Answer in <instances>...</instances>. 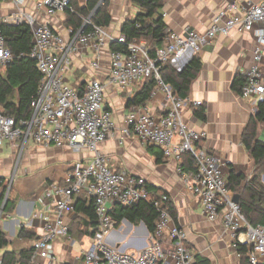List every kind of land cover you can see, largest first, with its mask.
<instances>
[{"label": "built area", "instance_id": "2783aa9c", "mask_svg": "<svg viewBox=\"0 0 264 264\" xmlns=\"http://www.w3.org/2000/svg\"><path fill=\"white\" fill-rule=\"evenodd\" d=\"M9 1L14 12L1 22L29 26L33 35L29 57L35 61L42 80L30 103L29 119L15 120L0 115V148L10 144L23 151L31 142L76 153L86 151L90 155L89 159L73 164L65 184H50L39 197L42 233L33 243L31 264L36 257L53 262L57 240H71L66 217L74 213V197L80 194L93 201L99 230L92 249L85 253L83 264H196L194 253L187 246L186 231L173 223L166 209L168 196L150 200L145 179L111 170L108 158L98 150L113 137L112 112L103 107L107 90L112 88L129 99L134 95L133 89L142 86L147 79L156 84L149 100L162 91L169 108L156 117L146 105L128 107L121 134L133 136L144 147H156L164 159L175 161L177 174L198 199L204 218L212 223L222 217L223 228L230 234L234 247L245 248L247 264H264V227L252 226L246 221L227 189L226 164L202 145L206 133L194 130L186 122L185 111L202 108L203 103L189 96L174 95L171 88L162 83L159 74L163 66L182 72L218 36L252 34L256 43L252 65L244 75L239 95L255 105L264 103V0H231L225 9L213 14L204 33L190 28H185L181 34L167 31L162 47L154 54L144 41L126 43L123 35L114 38L106 29L93 25L89 18L76 32L64 30V34L51 24H39L36 17L26 13L28 0ZM32 1L37 15L54 18L59 13L73 12L75 0ZM112 43L123 44L125 49L112 51L109 48ZM83 49L93 54L88 63L93 72L102 71L100 58L107 49L108 66L104 70L105 81L92 78L78 92L68 84L66 76ZM11 60L12 54L0 30V72ZM185 154L193 159L194 172L184 173L180 168ZM140 202L149 203L158 215L147 247L140 253H125L107 246L103 238L114 229L109 215L111 208ZM164 238L170 241L169 251L161 245Z\"/></svg>", "mask_w": 264, "mask_h": 264}, {"label": "crops", "instance_id": "0c3cea01", "mask_svg": "<svg viewBox=\"0 0 264 264\" xmlns=\"http://www.w3.org/2000/svg\"><path fill=\"white\" fill-rule=\"evenodd\" d=\"M77 1L80 6L85 3V0ZM230 1L164 0L160 14L167 31L181 34L185 28H190L197 33H204L213 14L225 9ZM24 11L36 17L39 24H51L62 33L66 30L63 26L65 13H59L54 18L37 15L32 0H28ZM109 11L112 22L106 30L114 38L121 35L124 21L135 17L138 12L126 0H109ZM13 12L14 6L9 0H0V21ZM255 44L252 34L232 33L227 37L218 36L204 48L199 54L201 70L191 85L189 97L203 103L205 119H197L191 109L184 113L191 128L206 133L207 138L202 145L226 164L225 175L234 171L247 180L253 176L254 164L241 137L257 105L252 100L242 99L233 89V82L236 78H244L251 67ZM92 59V52L83 49L75 57L66 76L68 84L78 92L92 78L100 81L106 79L107 49H104L100 58L102 71L90 70L88 63ZM140 88L135 87L133 92H138ZM127 100L125 95L112 88L107 90L104 99V109L112 112L113 137L102 143L98 150L108 158L109 168L141 177L146 180L152 193L168 196L176 216V222L173 223L186 231L187 246L195 257L207 264H241V257L231 236L223 228L222 217L212 223L204 218L198 199L177 174V163L162 156L158 160L155 154H160V149L144 147L133 136L121 134ZM146 106L156 117L163 115L169 108L162 91H158ZM257 137L264 142V126H259ZM89 157L86 151L76 153L67 149L41 147L31 142L25 145L23 151L10 144L0 148V199L4 195V201L9 198L14 203L12 213L3 211L0 219V231L8 241L7 247L0 252V263L5 253H17L33 247L34 242L19 239L18 232L25 228L33 231L38 238L41 236L42 223L38 217L40 208L37 201L44 188L50 184H65L73 164ZM259 182L264 187V175ZM82 195L74 197V204L78 199H84ZM84 221L85 218L75 211L68 215L66 223L71 231V240H57L53 262L36 257L33 264H83L85 253L94 244V237L77 236L78 225L82 226ZM150 236L143 223L131 224L124 220L104 236L103 242L125 253H140L149 244ZM161 245L168 251L171 246L167 238L161 241Z\"/></svg>", "mask_w": 264, "mask_h": 264}, {"label": "trees", "instance_id": "16d2710c", "mask_svg": "<svg viewBox=\"0 0 264 264\" xmlns=\"http://www.w3.org/2000/svg\"><path fill=\"white\" fill-rule=\"evenodd\" d=\"M132 7L138 10L133 18H127L121 26V35L126 39V43L144 41L150 52L154 54L162 47L163 39L167 30L160 10L164 6V0H126ZM73 12L66 11V19L63 26L66 30L76 32L83 25L85 19H90L93 25L107 29L112 22L109 11V0H85L80 6L75 0L72 3ZM0 30L4 37L5 46L12 54V60L3 71L0 72V115L11 117L17 120H27L31 117L32 110L30 103L36 96L38 87L42 80L36 63L29 57L33 35L29 26L25 23L19 25L4 24L0 21ZM112 51H122L125 45L112 43L109 46ZM201 70L199 55L195 56L188 66L180 73H176L169 66L160 68L159 74L162 83L169 86L174 95L180 98L189 96L190 88ZM244 78H236L233 82V89L239 94ZM156 84L152 79H147L140 90L127 100V108L130 106H145L150 94ZM193 115L204 120L203 108L191 109ZM264 126V103H259L254 115L244 129L241 137L242 144L248 151L254 164L253 176L250 180L243 175H237L230 171L225 175L226 186L230 196H238V205L246 221L252 226L264 227V187L259 179L264 175V142L258 140L257 132L259 126ZM150 148V147H148ZM160 160L162 153L155 154ZM180 168L184 173L195 171L193 159L189 154L181 158ZM150 192V200L157 199L161 194ZM78 199L74 204V211L85 218L82 226L78 225V238L85 236L95 237L98 233V224L94 213L93 201L85 196ZM3 204V211L12 213L14 203L8 198L4 201V195L0 199ZM168 213L176 222L171 203H168ZM110 219L113 228L118 227L124 220L131 224L143 223L148 232L152 234L157 222V212L147 202H140L133 206L122 207L114 205L110 210ZM69 235L71 231L69 229ZM18 238L35 242L39 238L30 229H20ZM8 241L0 231V250L7 247ZM241 257V264H247L245 248H238ZM34 254L33 247L23 249L20 252L5 253L1 264H31ZM196 264H207L206 261L196 257Z\"/></svg>", "mask_w": 264, "mask_h": 264}, {"label": "water", "instance_id": "95a60500", "mask_svg": "<svg viewBox=\"0 0 264 264\" xmlns=\"http://www.w3.org/2000/svg\"><path fill=\"white\" fill-rule=\"evenodd\" d=\"M103 1H104V0H101V3H102ZM15 120H17V119H15ZM233 202L238 204V196H234V197H233Z\"/></svg>", "mask_w": 264, "mask_h": 264}, {"label": "rangeland", "instance_id": "374dc122", "mask_svg": "<svg viewBox=\"0 0 264 264\" xmlns=\"http://www.w3.org/2000/svg\"><path fill=\"white\" fill-rule=\"evenodd\" d=\"M2 250H3V249H2ZM3 251H4V250H3ZM3 251L0 250V252H3Z\"/></svg>", "mask_w": 264, "mask_h": 264}]
</instances>
